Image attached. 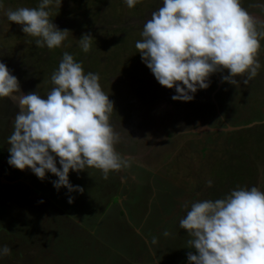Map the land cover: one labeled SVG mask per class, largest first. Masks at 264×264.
<instances>
[{
    "label": "rangeland",
    "instance_id": "rangeland-1",
    "mask_svg": "<svg viewBox=\"0 0 264 264\" xmlns=\"http://www.w3.org/2000/svg\"><path fill=\"white\" fill-rule=\"evenodd\" d=\"M259 2L241 5L264 20ZM39 3L0 0V62L17 77L22 94L38 91L43 98L65 52L85 73L98 74L114 104L116 151L129 166L107 180L96 169L70 171L69 182L82 194L57 191L51 173L41 181L30 169L16 170L8 163L7 137L18 108L0 99V179H18L0 191V247L11 249L0 264H184L178 262L184 253L190 264L188 252L195 250L179 221L191 203L224 198L238 187L264 191V39L261 68L247 85L240 78L235 86L223 82L227 71L215 73L192 101H174L175 89L156 81L135 48L163 0H140L132 9L124 0L54 3L51 22L70 32L54 50L38 48L6 17L9 9ZM84 34L93 38L88 53L78 44ZM206 126L214 131L195 133Z\"/></svg>",
    "mask_w": 264,
    "mask_h": 264
},
{
    "label": "clouds",
    "instance_id": "clouds-1",
    "mask_svg": "<svg viewBox=\"0 0 264 264\" xmlns=\"http://www.w3.org/2000/svg\"><path fill=\"white\" fill-rule=\"evenodd\" d=\"M124 2L132 9L140 0ZM54 3L61 7L62 0L9 9L6 17L38 48L54 50L70 33L51 22ZM255 7L264 12V2ZM141 37L135 48L156 81L175 89L174 101L190 102L198 89L209 87L215 73L227 71L222 81L234 86L237 78L247 85L258 75L264 20L242 7L241 0H163L144 24ZM92 40L90 34L78 40L84 53L90 51ZM99 81L98 74L85 73L82 63L65 52L51 74L53 87L46 98L38 91L25 95L17 77L0 62V99H10L18 108L7 137L9 165L30 169L41 181L51 173L57 177L52 181L57 191L66 188L81 194L83 188L69 182L70 171L96 169L107 180L111 172L127 168L128 161L115 147L119 135L110 122L114 104ZM211 183L207 182L209 187ZM68 203H73L71 196ZM179 228L195 250L187 255L190 264H264V191L238 187L224 198L193 202ZM10 253L8 246L0 247V257Z\"/></svg>",
    "mask_w": 264,
    "mask_h": 264
},
{
    "label": "flooded vegetation",
    "instance_id": "flooded-vegetation-1",
    "mask_svg": "<svg viewBox=\"0 0 264 264\" xmlns=\"http://www.w3.org/2000/svg\"><path fill=\"white\" fill-rule=\"evenodd\" d=\"M213 92V91H212ZM211 92V93H212ZM213 94V93H212ZM206 127H209V126H206ZM240 127V126H239ZM203 128V127H202ZM210 128V127H209ZM214 129V128H213ZM215 129H217V128H215ZM196 131H195V133H202L203 131H205L204 129H202L201 131H197V129H195ZM218 132V131H217ZM194 133V132H193ZM17 170V169H16ZM8 179V180H7ZM16 180H18V179H13V180H10L8 177H6V179L5 178H1L0 179V182L2 183H7V184H2L1 186H0V191L2 190V189H5V188H7V187H10V186H14L15 184H16ZM7 186V187H6ZM189 253V252H188ZM194 254V253H193ZM185 256H186V253H184L183 255H181V256H179L178 257V262H180V263H182V262H184V264H187L186 263V259H185ZM158 264V263H157Z\"/></svg>",
    "mask_w": 264,
    "mask_h": 264
},
{
    "label": "water",
    "instance_id": "water-1",
    "mask_svg": "<svg viewBox=\"0 0 264 264\" xmlns=\"http://www.w3.org/2000/svg\"><path fill=\"white\" fill-rule=\"evenodd\" d=\"M236 129H239V128H236ZM210 131H214L213 129L209 128Z\"/></svg>",
    "mask_w": 264,
    "mask_h": 264
}]
</instances>
